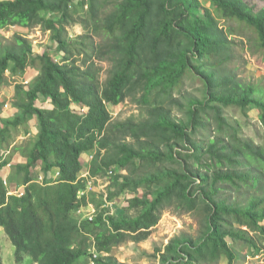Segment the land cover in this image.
<instances>
[{"label":"trees","instance_id":"16d2710c","mask_svg":"<svg viewBox=\"0 0 264 264\" xmlns=\"http://www.w3.org/2000/svg\"><path fill=\"white\" fill-rule=\"evenodd\" d=\"M209 1L217 14L202 0H0V32L40 27L56 44L55 54H35L24 35L0 40V93L9 75L38 73L15 86L16 113L0 118V227L17 262L78 264L95 249V264H122L113 250L147 240L167 209L195 215L199 232L157 249L161 264H234L239 244L264 251V136L256 142L226 115L257 109L264 128V97L231 69L235 34L220 25L247 24L264 50V8ZM74 24L85 32L71 39ZM188 77L203 82L199 96L183 89ZM127 100L141 119L113 118L108 106ZM32 122L36 137L15 145ZM18 153L25 163L14 162ZM83 154L93 155L91 177L112 176L93 221L73 216L94 203L95 193L79 195ZM9 165L21 197L4 184ZM127 194L124 210L105 205Z\"/></svg>","mask_w":264,"mask_h":264},{"label":"rangeland","instance_id":"374dc122","mask_svg":"<svg viewBox=\"0 0 264 264\" xmlns=\"http://www.w3.org/2000/svg\"><path fill=\"white\" fill-rule=\"evenodd\" d=\"M256 12L264 8V1L262 0H245ZM202 4L212 9L214 14H217L213 5L209 0H202ZM204 13V10H202ZM220 25L228 30L233 40V60L230 64L231 69L234 70L237 77L244 83L252 85L257 89V96L264 97V50L260 48L258 42V35L255 29L249 27L247 24L238 22L236 20L226 21V19H220ZM70 38H74L77 35L83 34L85 31L79 24H74L68 27ZM24 35L29 38L33 44L35 54H42L45 50H51L55 54L56 44L52 42L49 32L43 31L40 27L25 30L20 27H11L0 32V40L4 44L9 43L11 38L16 34ZM256 40V41H255ZM60 59V57H56ZM106 67V65H104ZM9 75V74H8ZM38 75L37 70L29 68L24 76L13 79L10 75L8 78L9 84L4 88L6 93H0V118H8L16 113L15 109H12V104L15 98V86L17 84H25L24 81L29 80L30 83ZM107 75L104 74V80ZM203 82L188 77L185 80L183 89L194 96H199L202 89ZM43 102V101H42ZM115 120L124 121L129 118L141 119L142 110L135 105L132 101L126 102L118 106H108ZM2 110V111H1ZM226 115L232 119H238L243 123V132L247 137L252 138L258 143L263 141L264 128L260 121V111L255 109L245 115L242 111H238L235 108H227ZM182 115L181 113H179ZM34 122L31 123V135H24L23 130L20 129V136L16 138V144H20L28 140L34 139L38 133L37 129L33 127ZM13 147V146H12ZM12 147L10 149H12ZM9 154V151L5 152V155ZM19 156L15 154L14 160ZM92 154H83V173L87 174L88 169L91 166ZM10 167H6L1 171L3 179L10 176ZM40 174V169L34 170V175ZM112 176L97 177L96 184L92 186V191L96 192L94 196H90L92 204L96 208V203L102 201V196L105 198L108 195V187L110 186ZM42 181V180H40ZM9 189L12 191L9 195L18 194L21 188L15 183L10 184ZM142 195V191L140 192ZM101 196V198H100ZM132 194L122 196L120 199L112 203L111 208L113 211L118 212V209H123L128 206V200L132 197ZM93 212V211H91ZM199 232V224L197 218L192 214H181L174 209H167L162 215L160 222L152 229L150 237L142 242L130 241L124 245L115 248L112 255L115 256L122 264H161L160 257L157 249L163 250L169 244L170 240L180 236L181 234H190L197 236ZM240 253V260L234 264H261L264 263V251L258 256L252 255L250 249L244 244L236 246ZM160 254V253H159ZM0 258L3 264H32V259L26 256L22 262H17L14 254V249L10 238L6 235L4 228L0 227ZM89 259H81L78 264H89ZM220 264H229L226 258L221 260Z\"/></svg>","mask_w":264,"mask_h":264},{"label":"clouds","instance_id":"9594fccd","mask_svg":"<svg viewBox=\"0 0 264 264\" xmlns=\"http://www.w3.org/2000/svg\"><path fill=\"white\" fill-rule=\"evenodd\" d=\"M24 83L25 84H29L30 81L29 80H26V81H24ZM0 95H3V94H0ZM5 152H7V151H5ZM4 155H5V153H4ZM6 156H7V154H6ZM8 167H10V165ZM89 170H90V168L88 169L87 174H85V173L82 172L81 177L88 180V186H87V190L85 192L79 193L80 197H83L86 193H96V192L92 191V186L96 184L97 177H94V178L91 177L90 174H89L90 173ZM58 176L59 175L56 173L54 177L57 178ZM52 177H53V175H52ZM40 180H42V175L39 176L38 182H42ZM4 184H5L6 187H8V189H9V187H11L10 182L8 181L7 178L4 179ZM19 187L21 188L20 192L18 194H14V195L21 197V196H23L25 194V186H19ZM8 192H9L8 194L12 193V191L10 189H9ZM111 203L112 202H108L107 201V203L105 205H107V206L110 207ZM92 204L93 203H89V205L87 207H78L74 211L73 216L75 218H78L79 220L88 219L89 221H93L95 219V217H96V214H97V207L95 208ZM91 211H93V212H91ZM93 251H94L93 252L94 253L93 257H88V259H89V262L88 263L89 264H95V261L94 260H96V258L99 257V254L95 251V249H93Z\"/></svg>","mask_w":264,"mask_h":264},{"label":"crops","instance_id":"0c3cea01","mask_svg":"<svg viewBox=\"0 0 264 264\" xmlns=\"http://www.w3.org/2000/svg\"><path fill=\"white\" fill-rule=\"evenodd\" d=\"M86 155V154H85ZM27 160L25 158H23L21 155H19L18 157H16V159L14 160L15 163H25ZM106 197V196H105ZM112 205V203H111ZM111 205H110V208H111ZM112 212H115L111 209ZM106 256L108 254H105Z\"/></svg>","mask_w":264,"mask_h":264},{"label":"water","instance_id":"95a60500","mask_svg":"<svg viewBox=\"0 0 264 264\" xmlns=\"http://www.w3.org/2000/svg\"><path fill=\"white\" fill-rule=\"evenodd\" d=\"M13 249L15 250L16 248H15V247H13Z\"/></svg>","mask_w":264,"mask_h":264},{"label":"built area","instance_id":"2783aa9c","mask_svg":"<svg viewBox=\"0 0 264 264\" xmlns=\"http://www.w3.org/2000/svg\"><path fill=\"white\" fill-rule=\"evenodd\" d=\"M110 173H112V171Z\"/></svg>","mask_w":264,"mask_h":264}]
</instances>
